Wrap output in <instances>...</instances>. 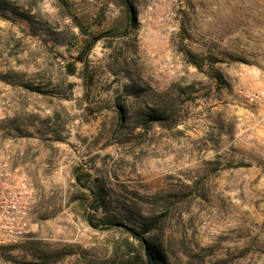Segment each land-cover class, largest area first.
<instances>
[{"label":"rangeland","instance_id":"rangeland-1","mask_svg":"<svg viewBox=\"0 0 264 264\" xmlns=\"http://www.w3.org/2000/svg\"><path fill=\"white\" fill-rule=\"evenodd\" d=\"M260 90L264 0H0V264H264Z\"/></svg>","mask_w":264,"mask_h":264},{"label":"built area","instance_id":"built-area-1","mask_svg":"<svg viewBox=\"0 0 264 264\" xmlns=\"http://www.w3.org/2000/svg\"><path fill=\"white\" fill-rule=\"evenodd\" d=\"M245 105L252 116H257L256 125L264 130V91L251 92ZM2 177V178H1ZM9 171L0 175V243L20 237L28 222L30 191L25 183L10 184Z\"/></svg>","mask_w":264,"mask_h":264},{"label":"trees","instance_id":"trees-1","mask_svg":"<svg viewBox=\"0 0 264 264\" xmlns=\"http://www.w3.org/2000/svg\"><path fill=\"white\" fill-rule=\"evenodd\" d=\"M126 4V3H125ZM126 8L130 9L131 6L129 4H126ZM147 231L149 229H146ZM141 240L142 237H139ZM144 253V263L145 264H159L162 260V254L160 253L159 249L155 245H148L143 250Z\"/></svg>","mask_w":264,"mask_h":264},{"label":"crops","instance_id":"crops-1","mask_svg":"<svg viewBox=\"0 0 264 264\" xmlns=\"http://www.w3.org/2000/svg\"><path fill=\"white\" fill-rule=\"evenodd\" d=\"M11 177H12V174L9 171V178H8V180H11Z\"/></svg>","mask_w":264,"mask_h":264}]
</instances>
